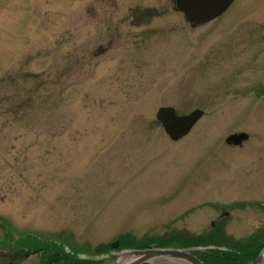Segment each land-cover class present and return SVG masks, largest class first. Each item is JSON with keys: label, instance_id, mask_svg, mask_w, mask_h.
Wrapping results in <instances>:
<instances>
[{"label": "rangeland", "instance_id": "rangeland-1", "mask_svg": "<svg viewBox=\"0 0 264 264\" xmlns=\"http://www.w3.org/2000/svg\"><path fill=\"white\" fill-rule=\"evenodd\" d=\"M162 108L203 117L172 142ZM259 232L264 0L200 26L175 0H0V264L55 246L99 264H243ZM214 234L231 249L201 246ZM161 263L189 264H142Z\"/></svg>", "mask_w": 264, "mask_h": 264}, {"label": "water", "instance_id": "water-1", "mask_svg": "<svg viewBox=\"0 0 264 264\" xmlns=\"http://www.w3.org/2000/svg\"><path fill=\"white\" fill-rule=\"evenodd\" d=\"M234 0H176V8L183 13L185 19L193 25L207 24L225 13ZM203 117V112L193 113L179 117L174 109L162 108L158 111L156 119L163 127L164 132L172 142H178L187 137L197 122ZM248 140L246 135H235L227 139V144L239 146ZM118 243H114L112 248H116ZM171 257L189 264H203L191 253L183 251H137L130 255L134 262L131 264L146 263L151 259L159 257ZM259 256L253 264H259Z\"/></svg>", "mask_w": 264, "mask_h": 264}, {"label": "trees", "instance_id": "trees-1", "mask_svg": "<svg viewBox=\"0 0 264 264\" xmlns=\"http://www.w3.org/2000/svg\"><path fill=\"white\" fill-rule=\"evenodd\" d=\"M259 235H262V236L260 238H258ZM258 240L260 241L259 243H257L256 241H253V243L250 242L249 245L247 246L248 248L251 247V249H249L248 252L250 254H253V255H252V259L247 260V262H245L243 264H251V262H253L256 259L258 251H260L264 245V232H259V234H257V241ZM229 243H230L229 239L221 238L217 234H214L213 236H211V237L209 236V237L205 238L204 240H202V242L200 244H201V246H214V247H225V248L227 247V249H231V248H228ZM255 243L257 244L256 247L254 246ZM252 247H253V249H255L254 251L252 250ZM37 249L42 250V252L48 253V250L50 252L51 258L46 256L47 255L46 254L43 257V259L41 260L42 264H99V262H97V261L81 260V259H78L75 256H72L69 254H64V253L61 254L60 246H55V251H54V249H52L53 254H51L50 248L45 249V247H43L42 249L36 248V250ZM96 255H97V253H96ZM198 258H199V260H201V262H203V264H228L229 261L234 259V257H232V255L227 256L225 254L213 255L207 261L204 258H201V257H198Z\"/></svg>", "mask_w": 264, "mask_h": 264}, {"label": "bare ground", "instance_id": "bare-ground-1", "mask_svg": "<svg viewBox=\"0 0 264 264\" xmlns=\"http://www.w3.org/2000/svg\"><path fill=\"white\" fill-rule=\"evenodd\" d=\"M232 6V5H231ZM226 13V12H225ZM261 260L259 262V264H264V251L262 252L261 254ZM129 256L128 255H124L122 256L121 260L118 262V264H121V261L123 260L125 263L129 261ZM125 263H122V264H125ZM162 264V263H161Z\"/></svg>", "mask_w": 264, "mask_h": 264}, {"label": "flooded vegetation", "instance_id": "flooded-vegetation-1", "mask_svg": "<svg viewBox=\"0 0 264 264\" xmlns=\"http://www.w3.org/2000/svg\"><path fill=\"white\" fill-rule=\"evenodd\" d=\"M41 253H42V250L37 249V250L32 251L30 254H27L25 257L28 258L30 255H33V256L38 255L39 256V254H41Z\"/></svg>", "mask_w": 264, "mask_h": 264}]
</instances>
